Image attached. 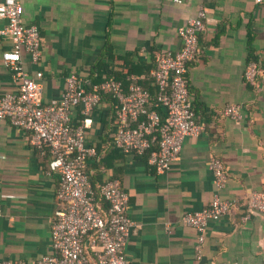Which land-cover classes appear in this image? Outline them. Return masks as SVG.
Here are the masks:
<instances>
[{"label": "crops", "instance_id": "1", "mask_svg": "<svg viewBox=\"0 0 264 264\" xmlns=\"http://www.w3.org/2000/svg\"><path fill=\"white\" fill-rule=\"evenodd\" d=\"M24 22L40 28L39 65L24 56L35 77L42 71V100H58L71 74L90 78L102 58L121 68L122 60L155 68L156 55L176 52L178 29L207 13L200 35L201 51L188 71L191 100L205 131L188 136L172 169L157 175L148 157L126 155L112 143L115 125L103 103L94 112L87 140L100 152L92 159V183L118 179L129 194V216L135 223L126 248L128 264H264V216L235 209L212 222L202 260L195 258L196 231L182 217L207 207L216 193L209 168L219 157L228 173L223 199L244 200L252 190H264V87L245 82L250 57L264 64V1L257 0H19ZM6 21L0 19V30ZM12 48L0 35V95L16 92L17 84L4 68L2 54ZM108 48V52H105ZM106 74V73H105ZM240 105L244 118L224 115L228 105ZM80 109L74 121L80 122ZM29 133L0 120V261L35 263L52 253L51 225L59 203L58 174L48 173L50 155L34 151Z\"/></svg>", "mask_w": 264, "mask_h": 264}, {"label": "built area", "instance_id": "2", "mask_svg": "<svg viewBox=\"0 0 264 264\" xmlns=\"http://www.w3.org/2000/svg\"><path fill=\"white\" fill-rule=\"evenodd\" d=\"M182 4L184 0H173ZM264 1V0H257ZM24 8L19 0H0V19L6 25L0 30L9 38L12 48L2 54L4 68L17 84V91L0 95V120L13 128L29 133V143L41 155H50L48 173L58 174L56 190L59 203L51 225L52 253L35 263L0 261V264H128L126 248L134 232L135 223L129 216L130 197L118 179L109 180L94 189L88 168L98 156L97 147L87 140V131L94 123V112L107 96L116 101L114 146L126 155L148 157L157 175H166L178 160L188 136L201 135L206 124L198 122L192 105L188 71L200 51V35L205 29L207 13L200 9L178 29L182 47L176 52L156 55L151 73L158 88L157 100L167 117L148 108L150 93L131 75L127 87L106 76L101 82L71 74L60 99L45 104L42 100V71L33 77L26 68L24 56L39 65L42 58L43 37L39 26L24 22ZM245 82L264 87V64L250 61L244 70ZM80 109L82 119L74 121ZM224 115L242 120L240 105H228ZM209 168L213 174L216 193L210 204L198 212L184 214L182 222L197 234L195 258L204 255L208 227L238 208L244 210L242 222L252 214L264 216V190H252L244 200L223 199L228 173L224 162L212 156ZM0 183V216L3 213ZM107 205L106 212L98 206V199ZM225 264H240L225 263Z\"/></svg>", "mask_w": 264, "mask_h": 264}, {"label": "trees", "instance_id": "3", "mask_svg": "<svg viewBox=\"0 0 264 264\" xmlns=\"http://www.w3.org/2000/svg\"><path fill=\"white\" fill-rule=\"evenodd\" d=\"M108 51L109 50L107 48V50L105 52H108ZM105 54H103V56ZM102 57H101L100 61L98 62L97 66L95 67L94 72L91 73L90 82H92V83L101 82L103 77L106 76L108 78H112V79H115L117 81L122 82L124 84V86L127 87L129 84L128 78L131 75L137 76L139 78V83L143 87H145V89H147L150 93V104H149L148 108L150 110L157 111L161 115V119L164 122L166 117H167V114H166L165 109L162 107V105L157 100L158 88L155 85L154 80L151 77V74H150L151 68L132 63L128 59V57H130V56H127L124 58L114 56L111 58L113 61H116V60H122L123 61L121 68L115 69L114 65H111V66L106 65ZM250 61H259V59L257 57L252 56V57H250L248 62H250ZM103 103H106L108 105V107L112 110L110 114L113 118L112 122L115 125L116 124V104H117L116 101L112 97L107 96ZM75 123H77V122H75ZM114 137H115V134H114ZM114 137L111 140L113 144H114ZM99 154H100V152L98 151V156H99ZM98 156L96 157V159H98ZM88 171H89V169H88ZM89 173H90V171H89ZM93 187L98 193L99 192L98 187L95 186L94 184H93ZM98 206L102 212H106L108 209V205L100 198L98 199Z\"/></svg>", "mask_w": 264, "mask_h": 264}]
</instances>
